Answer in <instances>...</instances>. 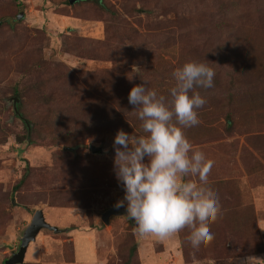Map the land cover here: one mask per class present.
Returning a JSON list of instances; mask_svg holds the SVG:
<instances>
[{
    "label": "rangeland",
    "instance_id": "rangeland-1",
    "mask_svg": "<svg viewBox=\"0 0 264 264\" xmlns=\"http://www.w3.org/2000/svg\"><path fill=\"white\" fill-rule=\"evenodd\" d=\"M104 2L115 15L91 0H0V264L37 209L66 230L41 229L22 264H264V111L228 119L221 89L242 37L252 64H264V0ZM192 60L220 76L199 124L184 129L213 161L208 186L220 203L214 239L199 249L188 227L160 238L124 215L101 219L124 198L117 131L146 135L130 89L168 97L173 72Z\"/></svg>",
    "mask_w": 264,
    "mask_h": 264
},
{
    "label": "clouds",
    "instance_id": "clouds-1",
    "mask_svg": "<svg viewBox=\"0 0 264 264\" xmlns=\"http://www.w3.org/2000/svg\"><path fill=\"white\" fill-rule=\"evenodd\" d=\"M215 76L207 64L192 60L173 72L175 85L168 97L145 84L129 91L128 102L146 135L118 130L114 137V172L124 191L114 207L126 206L139 235L165 238L188 227L196 249L214 239L209 226L220 203L208 186L213 161L193 150L184 129L199 124L198 110L206 100L196 89L214 87Z\"/></svg>",
    "mask_w": 264,
    "mask_h": 264
},
{
    "label": "trees",
    "instance_id": "trees-1",
    "mask_svg": "<svg viewBox=\"0 0 264 264\" xmlns=\"http://www.w3.org/2000/svg\"><path fill=\"white\" fill-rule=\"evenodd\" d=\"M103 11L116 14L104 0H91ZM232 5V4H231ZM234 5H236L234 3ZM238 7V5H237ZM239 8V7H238ZM242 15V14H241ZM242 22H245L243 16H240ZM240 32L243 28L237 27ZM247 37H242L241 43L236 49L231 51L232 55L226 61L227 71L224 74V84L221 89L227 95V117L233 119L242 115V112L264 111V64L258 65L254 57L252 46L248 43ZM220 84V76L216 74L214 79V87L210 89H196L204 99L218 96L216 85ZM220 95V94H219Z\"/></svg>",
    "mask_w": 264,
    "mask_h": 264
},
{
    "label": "water",
    "instance_id": "water-1",
    "mask_svg": "<svg viewBox=\"0 0 264 264\" xmlns=\"http://www.w3.org/2000/svg\"><path fill=\"white\" fill-rule=\"evenodd\" d=\"M74 1L76 0H70V3H73ZM21 15L17 16V18L19 19ZM8 101L9 102L12 101L13 110H14L15 115L21 117V113L19 112L18 107H17L19 98L16 96H12L8 99ZM26 125L28 126V124ZM90 150L94 153H101L102 147L96 146V145H90ZM117 215H124L127 217L126 209L124 208L117 209L115 207H110L102 212L101 219L103 220L104 223H108L111 216H117ZM43 228L52 230L54 232H60V231L66 230V229H59L55 225H51L50 223H48L45 219L42 209L35 210L30 220V223L24 229L20 237V244H19L17 251L12 252L11 256H9L8 258L4 260V264L24 263L25 254H26V251H27V248L30 242L36 239L37 234Z\"/></svg>",
    "mask_w": 264,
    "mask_h": 264
}]
</instances>
